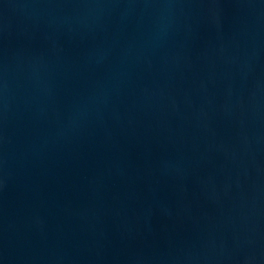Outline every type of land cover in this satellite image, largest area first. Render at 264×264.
Listing matches in <instances>:
<instances>
[{"label": "water", "instance_id": "95a60500", "mask_svg": "<svg viewBox=\"0 0 264 264\" xmlns=\"http://www.w3.org/2000/svg\"><path fill=\"white\" fill-rule=\"evenodd\" d=\"M0 264H264V0H0Z\"/></svg>", "mask_w": 264, "mask_h": 264}]
</instances>
